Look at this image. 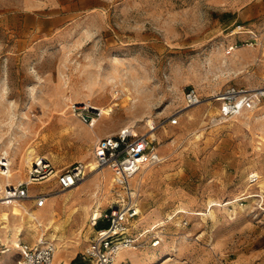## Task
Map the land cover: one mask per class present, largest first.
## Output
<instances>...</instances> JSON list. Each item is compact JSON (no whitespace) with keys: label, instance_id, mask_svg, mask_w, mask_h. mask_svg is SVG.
<instances>
[{"label":"rangeland","instance_id":"374dc122","mask_svg":"<svg viewBox=\"0 0 264 264\" xmlns=\"http://www.w3.org/2000/svg\"><path fill=\"white\" fill-rule=\"evenodd\" d=\"M232 84L264 86V0H0V155L13 183L30 147L59 174L93 160L98 137L155 127L163 161L131 182L143 235L118 264H264V100L217 121L211 95ZM188 87L202 101L184 108ZM38 192L40 209L0 204V264L21 259L10 234L55 242L53 264H86L112 173L86 169L64 191L52 177Z\"/></svg>","mask_w":264,"mask_h":264},{"label":"built area","instance_id":"2783aa9c","mask_svg":"<svg viewBox=\"0 0 264 264\" xmlns=\"http://www.w3.org/2000/svg\"><path fill=\"white\" fill-rule=\"evenodd\" d=\"M235 46H229L231 51ZM229 53V52H228ZM211 100L217 103V121L227 120L245 110L254 109L264 100V86L248 87L232 84L214 92ZM202 98L193 87L184 92V108L201 103ZM84 118L83 116H81ZM87 120V119H85ZM175 113L169 118L177 123ZM154 126L146 132H137L132 127H124L114 134L96 138L92 148V158L99 169L107 168L112 173L113 200L107 207L96 204L89 216V224L94 234L83 252L86 264H115L117 254L135 247L143 232L137 231L139 219V191L131 179L145 169L158 164L161 155L154 137ZM10 162L7 156L0 155V175L6 177ZM27 168V176L10 186L0 182V204L12 200H32L33 206L45 205L48 194H29V187L40 181L56 178L57 189L64 191L75 187L84 177L86 164L77 163L59 174L43 156H35ZM98 210V212H97ZM187 222L183 220V224ZM98 224H104L97 227ZM156 243V242H155ZM55 245L40 236L35 243L19 241L17 249L21 259L18 264H52Z\"/></svg>","mask_w":264,"mask_h":264},{"label":"bare ground","instance_id":"6f19581e","mask_svg":"<svg viewBox=\"0 0 264 264\" xmlns=\"http://www.w3.org/2000/svg\"><path fill=\"white\" fill-rule=\"evenodd\" d=\"M228 52H230V51H227V53ZM126 100H131V97H129V96H127V99ZM127 102V101H126ZM88 104H89V102H85V106H84V108H88ZM118 103L117 102H114L113 103V105H117ZM81 108V107H80ZM79 108V109H80ZM77 109V108H76ZM112 108H111V106H108V107H106L105 109H100V115L101 114H103L104 112H108V111H110ZM75 111V110H74ZM246 111V110H245ZM81 116H83L82 114H80ZM69 118V116H65V119H68ZM96 120V119H95ZM94 123V122H93ZM152 125H150L149 127H151ZM148 130H149V128H148ZM154 135V134H153ZM3 154L5 155V156H7V160L10 162L9 164H10V166L8 167V172H6V177H4V176H2V175H0V182H5L7 185H11L13 182H12V177H11V161H10V159L8 158V153L6 152V151H3ZM35 157V155H34V151H33V148L31 149V147H30V149L28 150V151H26V154H25V157H24V163H25V165H26V167H29L30 165H31V162H32V160H33V158ZM161 161H163V157H161ZM86 166H87V171L90 173H94V172H99L100 171V169L97 167V165L95 164V162L93 161V160H91V161H88V162H86ZM103 168H101V170H102ZM143 174H145L144 172H143ZM136 176L137 175H135L132 179H131V182H134V180H135V178H136ZM102 183V185H103V182H101ZM79 184V183H78ZM77 186V185H76ZM102 192H103V198H107V196L109 195L108 193H105L104 192V186L102 187ZM10 203H12V205H17V206H20V208H22L25 212H28V210L27 209H25V205H24V203H21L19 200H12ZM101 204L102 203V201H98L96 204ZM3 204V203H2ZM7 204H9V203H7ZM45 206V205H44ZM43 206V207H44ZM42 208V207H41ZM38 209H40V208H38ZM41 211V210H40ZM39 211V212H40ZM38 212V211H37ZM97 212H98V210H97ZM55 213V212H54ZM37 215V214H36ZM35 214H32L30 217H31V219H33V220H38L39 221V218L36 216ZM54 216V215H53ZM40 217V216H39ZM42 218V217H41ZM0 219H3V220H8L9 219V212L8 211H4L2 214H1V218ZM45 219V218H44ZM51 220V219H50ZM54 220V219H53ZM52 221V220H51ZM43 222V221H42ZM53 222V221H52ZM4 225V224H3ZM15 229H17V228H14V229H11V230H15ZM18 230L20 231V229L18 228ZM6 240H7V242H12V246L14 247V248H17V246L19 245V241H20V238H18V236L17 237H14L13 235H8V236H6ZM54 243V245H55V250H54V254H53V259H52V264H53V261H54V258L56 257V255L58 254V253H62V251L60 250V249H57V245H56V243L55 242H53ZM65 249V248H64ZM55 256V257H54ZM115 264H117V260H115Z\"/></svg>","mask_w":264,"mask_h":264},{"label":"crops","instance_id":"0c3cea01","mask_svg":"<svg viewBox=\"0 0 264 264\" xmlns=\"http://www.w3.org/2000/svg\"><path fill=\"white\" fill-rule=\"evenodd\" d=\"M229 53H230V52H229ZM220 62H225V61H224L223 58H220ZM106 135H107V134H106ZM155 225H157V224H155ZM123 253H124V251H123V252H120V253L117 254V257H116L117 264H118V262L120 261L121 256H123ZM118 258H119V261H118ZM133 264H134V263H133Z\"/></svg>","mask_w":264,"mask_h":264},{"label":"trees","instance_id":"16d2710c","mask_svg":"<svg viewBox=\"0 0 264 264\" xmlns=\"http://www.w3.org/2000/svg\"><path fill=\"white\" fill-rule=\"evenodd\" d=\"M103 225H104V224H98L97 227H101V226H103Z\"/></svg>","mask_w":264,"mask_h":264}]
</instances>
